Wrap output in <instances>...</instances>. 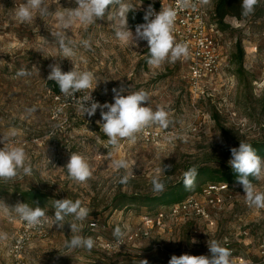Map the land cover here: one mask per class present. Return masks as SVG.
I'll return each mask as SVG.
<instances>
[{"label": "rangeland", "instance_id": "rangeland-1", "mask_svg": "<svg viewBox=\"0 0 264 264\" xmlns=\"http://www.w3.org/2000/svg\"><path fill=\"white\" fill-rule=\"evenodd\" d=\"M161 1L131 0L134 10ZM22 3L24 0H0V134L17 132L13 142L25 149L34 170L31 175L21 173L12 180H0V201L10 207L7 212L0 208V234L7 236L0 240V264H11L7 250L18 225L11 208L21 203L18 190L28 187L48 194L40 208L51 216L54 200H81L91 213L86 221L78 222L80 234L92 237L95 245L91 251L67 248L66 241L73 235L70 225L66 223L62 230L54 225L29 242L24 264H141L142 260L169 264L173 255L211 257L209 240L232 249L233 254L254 258L264 210L243 204L240 183L208 197L201 193L207 185L201 182L203 177L197 179L200 190L187 198L202 204L205 216L189 207L173 213L171 205L125 198H154L193 166L229 165L230 150L238 148L240 141L264 142V0L240 20L225 18L229 26L220 34L223 59L218 73L204 84V92L190 90L187 67L180 60L152 67L146 63V41L135 40L130 46L119 41L114 32L117 21L107 17L111 8L96 23L76 22L67 30L76 52L72 61L63 58L53 35L61 30L55 15L34 14L31 21L20 22L15 11ZM48 4L53 13L77 7L76 0H48ZM128 28L135 37L136 26L128 24ZM82 40L90 42V49L81 45ZM56 63L64 72L74 67L92 71L101 80L92 94L105 103H114V88L123 87L128 93L146 91L149 106L164 107L173 123L168 129L149 128L151 135L143 132L135 143L125 139L118 146L108 145L100 129L104 123L100 109L91 117L83 116L78 104L54 100L46 82L50 65ZM21 70L28 74L19 75ZM72 152L85 156L91 165L93 175L85 183L70 179L65 168ZM121 158L128 162V169L112 166L113 159ZM163 166L165 172L159 175L165 189L157 193L152 178ZM124 175L130 178L122 184ZM253 185L264 193V177ZM226 192L233 197L223 199ZM217 196L221 202L209 201ZM158 212L163 213V220L151 229L142 227L143 235L111 251L100 245L101 240L116 238L115 227H121L126 238L141 227L144 215L154 217ZM71 219L66 217V221ZM93 221L97 226L92 229L89 224Z\"/></svg>", "mask_w": 264, "mask_h": 264}, {"label": "clouds", "instance_id": "clouds-1", "mask_svg": "<svg viewBox=\"0 0 264 264\" xmlns=\"http://www.w3.org/2000/svg\"><path fill=\"white\" fill-rule=\"evenodd\" d=\"M210 0H199V4L207 5ZM259 0H242L241 15L248 16L252 14ZM75 9L59 11L53 13L48 0H24L15 11V16L20 22H29L34 18V14L40 17L55 15L60 24V31L53 35L63 54V58H69L76 55L74 43L67 36L74 23L79 22L82 25L96 23L98 19L105 18L108 12V20H116L117 24L114 29L115 37L129 46L134 44L135 40H144L148 44V57L146 63L152 67H160L165 61L174 63L182 57L189 55L188 45L177 42L174 36V25L177 17V10L173 7H162L159 13H154L151 5L145 13L144 20L146 23L136 26L135 37L128 28L127 14L135 9V4L131 0H76ZM178 6L182 8H195L193 0H178ZM115 8V13L112 9ZM154 18H150L153 17ZM81 45L85 49H90L91 45L88 40H82ZM73 61V60H72ZM51 71L48 80L54 81L60 93L68 100L71 98L74 103L79 105L78 111L84 116H93L97 109H100L102 123L101 131L108 138L107 144L118 146L122 140H128L135 143L138 135L146 129L160 127L168 129L173 121L169 118V112L162 106L155 109L149 106L150 97L144 90L128 93L127 89L121 87L114 88V103L100 104L92 97V92L98 86L99 80L92 71H78L76 67L73 70L64 72L59 63L50 65ZM25 70H21L19 75H27ZM106 82V81H105ZM80 92L82 95L79 99L75 98V93ZM127 93L126 95L122 93ZM90 102V103H89ZM148 103V106H142ZM107 109V111H104ZM97 123H100L99 121ZM100 125V126H101ZM17 136L15 130H10L6 134H0V180H12L18 175H31L33 165L28 159L25 149L13 142ZM231 159L228 161L229 166L238 174V182L242 184L245 192V201L249 206L264 208V193L257 192L250 180L261 179L264 177V158L259 156L251 144L240 141L238 148H231ZM112 166L119 169H128L129 164L125 159H113ZM170 167V166H168ZM67 169L70 179L79 182H87L93 175L91 165L88 159L77 153L72 152ZM165 172L163 169H157V175L152 178V189L154 192H162L165 189V183L161 180L159 173ZM198 174L197 167L193 166L183 174V183L187 189L195 187V180ZM128 175H124L120 183H127ZM0 208L5 212L9 210L4 202L0 201ZM54 215H52V226L62 230L67 223L70 225V240L66 241L67 248L86 249L91 251L95 245L92 237H85L81 233L80 223L86 221L91 213V209L83 206L79 199L73 200L64 198L54 200ZM17 216L29 227L36 228L47 222L48 217L44 208L32 207L27 203L17 204L11 208ZM66 217L71 220L66 221ZM125 233L121 227H115L113 236L118 240L122 239ZM7 239V236L0 234V240ZM195 242V241H193ZM208 248L211 257L204 255H173L169 264H234L231 250L221 246L216 240L208 241ZM141 264H148L147 260H142Z\"/></svg>", "mask_w": 264, "mask_h": 264}, {"label": "built area", "instance_id": "built-area-1", "mask_svg": "<svg viewBox=\"0 0 264 264\" xmlns=\"http://www.w3.org/2000/svg\"><path fill=\"white\" fill-rule=\"evenodd\" d=\"M213 1L214 0H210L209 4L201 5L199 4V0H193V3L196 4L195 8L179 7L178 0H163L155 5L151 4L154 13H159L162 7L176 8L177 17L174 25V36L177 42L187 44L189 49V55L187 57H182L179 60L186 65L190 90L195 92H204V84H206V82L211 80V78L218 73L223 59L220 45V34L222 31L219 30L215 19ZM148 8L149 6L146 7L145 10L143 8H140L139 10L146 13ZM150 18H154V16ZM143 23H146V21L144 20L141 24ZM146 47L148 48V44ZM74 95L76 99H79L82 93L77 92ZM52 96L59 104L66 103L76 105L73 99L70 98L68 100L60 92L52 94ZM92 97L100 104L105 103L95 94H92ZM104 111H107V109H104ZM144 133L146 136L151 135V132L148 129H146ZM229 188H231V185L226 183L207 184L204 188H202L201 193L203 195H208L209 197L211 194L218 195V192L216 191L220 190L219 192H223L225 190H229ZM244 195L245 192L242 193L241 200L246 207L253 208L255 210H264V208L249 206L245 201ZM232 197L233 194L231 192H226L223 199H230ZM209 201L217 204L221 202V199L217 196L215 198H211ZM187 207H189V209H191V211H193L196 215L205 216V210L202 204L192 198H186L182 202L171 205L170 210L171 212L176 213L177 211L186 209ZM47 217V222L36 228L29 227L26 222L22 221L18 216L15 218L18 225L12 235L11 242L7 250V254L10 256L11 264H24L25 251L29 242L33 240L34 237L44 236L46 230L51 227L52 216L47 214ZM161 220H163L162 212H158L154 217L144 215L141 218V227L130 232L128 237H123L120 240L117 238L101 240L100 245L105 250L109 251L119 248L120 246H123L125 242L143 235V228L151 229L154 226L159 225ZM89 225L91 228H94L97 226V222H90ZM230 250L234 264H264V225L261 227L260 234L257 238V254L254 258H248L242 254H233V250Z\"/></svg>", "mask_w": 264, "mask_h": 264}, {"label": "trees", "instance_id": "trees-1", "mask_svg": "<svg viewBox=\"0 0 264 264\" xmlns=\"http://www.w3.org/2000/svg\"><path fill=\"white\" fill-rule=\"evenodd\" d=\"M241 3L242 0H215L214 15L219 30L224 31L228 28L229 24L225 21L226 17H233L238 20L244 17L241 15ZM144 16L145 14L142 10H132L127 14L128 24L131 27H135L144 21ZM46 86L52 94H57L60 92L58 85L54 81L47 80ZM249 144L252 145L259 156L264 157V142H251ZM219 163L220 164L218 165V167L197 166L198 174L196 176L195 182L197 181V179L203 177L204 180L201 181L203 185L213 183H226L232 186L239 183L238 174L235 173L229 165L224 164V162ZM250 180L252 181V183L256 181V179L251 177ZM199 185L200 184H195L194 188L187 189L183 183L182 175L179 181L174 182V184L168 186L162 193L154 198L144 196L142 199L130 197L125 198V200H137L139 202L148 204L160 203L161 206H170L184 201L197 189L200 190ZM17 193L20 197L21 203H27L32 207H42L48 201V194L37 187L20 189Z\"/></svg>", "mask_w": 264, "mask_h": 264}]
</instances>
